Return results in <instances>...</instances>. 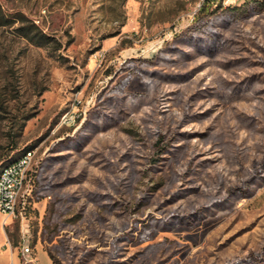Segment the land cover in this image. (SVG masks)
<instances>
[{
	"label": "rangeland",
	"instance_id": "obj_1",
	"mask_svg": "<svg viewBox=\"0 0 264 264\" xmlns=\"http://www.w3.org/2000/svg\"><path fill=\"white\" fill-rule=\"evenodd\" d=\"M0 5L51 39L0 25V169L34 151L0 241L52 264H264V0Z\"/></svg>",
	"mask_w": 264,
	"mask_h": 264
},
{
	"label": "trees",
	"instance_id": "obj_2",
	"mask_svg": "<svg viewBox=\"0 0 264 264\" xmlns=\"http://www.w3.org/2000/svg\"><path fill=\"white\" fill-rule=\"evenodd\" d=\"M262 9L263 8L257 6L255 7L254 11L261 12ZM16 22L19 23V25L15 27L16 31L19 33L20 36L26 38L32 44L36 46H44L51 42V39L49 38V36L43 33L33 22L28 21L25 15H23L22 13H13L12 15L8 16L3 12L1 5H0V25L12 26ZM197 45H198V48H197L198 50H203L209 54V53H213L216 50L218 46V41L215 36L213 40L211 41L206 40L203 43L199 42ZM161 150L163 151L167 149L164 148ZM260 174L250 175V177H248L247 180H245L246 188H249L251 186V183H254L255 181H257ZM236 190H237L236 188H233L230 190V193L237 194V195L246 194V193L240 192L241 189H239L240 190L239 192ZM29 197H30V194H29ZM53 262L55 263L54 260Z\"/></svg>",
	"mask_w": 264,
	"mask_h": 264
},
{
	"label": "built area",
	"instance_id": "obj_3",
	"mask_svg": "<svg viewBox=\"0 0 264 264\" xmlns=\"http://www.w3.org/2000/svg\"><path fill=\"white\" fill-rule=\"evenodd\" d=\"M213 1L214 0H210ZM34 159V153L27 155V161L21 163L19 166H15L9 174H6L3 183L0 184V213L13 217V211H11V196L12 192H19V205L21 210V217H23V212L25 210V205L27 198L30 194V186L28 179H20V172H29ZM20 183L19 191H12V184ZM26 247L28 243H22L20 247V254L22 256L23 264H33L36 260H28L26 256Z\"/></svg>",
	"mask_w": 264,
	"mask_h": 264
},
{
	"label": "crops",
	"instance_id": "obj_4",
	"mask_svg": "<svg viewBox=\"0 0 264 264\" xmlns=\"http://www.w3.org/2000/svg\"><path fill=\"white\" fill-rule=\"evenodd\" d=\"M31 249V248H30ZM20 246L5 243L4 239L0 241V264H23L20 256ZM27 256V255H26ZM29 260H36L33 264H52L47 253L35 246V253L28 255Z\"/></svg>",
	"mask_w": 264,
	"mask_h": 264
},
{
	"label": "bare ground",
	"instance_id": "obj_5",
	"mask_svg": "<svg viewBox=\"0 0 264 264\" xmlns=\"http://www.w3.org/2000/svg\"><path fill=\"white\" fill-rule=\"evenodd\" d=\"M33 150H27L23 152L21 156H19L16 160L8 163L5 165L2 170L0 171V184L3 183L4 177L6 174H9L15 166H19L21 163H25L27 161V155L33 154ZM20 179H28V172H20ZM20 190V183H13L12 184V191H19ZM11 211H13V217L20 216L21 217V210L19 205V192H12L11 196ZM31 254L30 246L26 247V255ZM29 260V259H28Z\"/></svg>",
	"mask_w": 264,
	"mask_h": 264
}]
</instances>
